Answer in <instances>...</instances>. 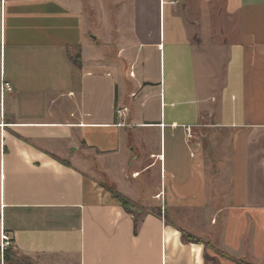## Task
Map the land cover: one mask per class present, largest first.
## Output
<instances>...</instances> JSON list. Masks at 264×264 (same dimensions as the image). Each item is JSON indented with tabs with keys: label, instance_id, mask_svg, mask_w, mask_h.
Returning <instances> with one entry per match:
<instances>
[{
	"label": "crops",
	"instance_id": "0c3cea01",
	"mask_svg": "<svg viewBox=\"0 0 264 264\" xmlns=\"http://www.w3.org/2000/svg\"><path fill=\"white\" fill-rule=\"evenodd\" d=\"M2 77L17 257L264 264V0H0Z\"/></svg>",
	"mask_w": 264,
	"mask_h": 264
},
{
	"label": "built area",
	"instance_id": "2783aa9c",
	"mask_svg": "<svg viewBox=\"0 0 264 264\" xmlns=\"http://www.w3.org/2000/svg\"><path fill=\"white\" fill-rule=\"evenodd\" d=\"M11 91H12L11 84L2 77L0 81V96L3 97L5 93ZM122 113H123L122 109L116 110V115L118 117H120ZM122 126H124V124H122ZM160 159H162V156H160ZM11 246H12L11 239L8 237V235L4 232L3 229L0 230V264H4L3 255L5 251H7Z\"/></svg>",
	"mask_w": 264,
	"mask_h": 264
},
{
	"label": "trees",
	"instance_id": "16d2710c",
	"mask_svg": "<svg viewBox=\"0 0 264 264\" xmlns=\"http://www.w3.org/2000/svg\"><path fill=\"white\" fill-rule=\"evenodd\" d=\"M104 188L110 193V195L115 199L117 200L118 202H120V204L123 206V208L127 209L128 206H129V201L122 195L120 194L115 188L113 185H106L104 184L103 185ZM137 228V222L135 221V230ZM182 237L183 239H185L186 241L188 242H192V243H199L200 241L196 238H194L192 235H189V234H186V233H183L182 234ZM3 259L5 261H9V256H8V253L7 251H5L4 255H3ZM208 261H212V259H208ZM16 264H28L27 262H18Z\"/></svg>",
	"mask_w": 264,
	"mask_h": 264
},
{
	"label": "rangeland",
	"instance_id": "374dc122",
	"mask_svg": "<svg viewBox=\"0 0 264 264\" xmlns=\"http://www.w3.org/2000/svg\"><path fill=\"white\" fill-rule=\"evenodd\" d=\"M112 175H110V177H111ZM7 253H8V256H9V261H5L4 259V264H16L17 263V261L18 262H24V260L23 259H21V258H19V257H17L16 256V254H15V252H14V250H13V245L7 250ZM211 263V262H210ZM211 264H218V261H217V258L215 257L214 259H213V261H212V263ZM236 264H249V263H247V262H237Z\"/></svg>",
	"mask_w": 264,
	"mask_h": 264
}]
</instances>
